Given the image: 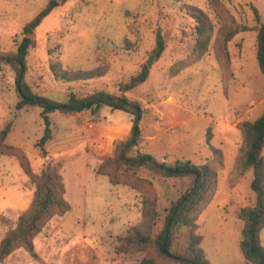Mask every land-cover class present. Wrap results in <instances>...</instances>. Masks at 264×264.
<instances>
[{
    "label": "rangeland",
    "instance_id": "374dc122",
    "mask_svg": "<svg viewBox=\"0 0 264 264\" xmlns=\"http://www.w3.org/2000/svg\"><path fill=\"white\" fill-rule=\"evenodd\" d=\"M49 0H0V52L18 48L24 27L46 7ZM242 24L254 29L239 33L230 42L232 74L223 76L214 44L205 55L179 68L195 46V21L187 4L206 10L215 21L209 0H69L52 11L35 30L37 45L28 56L27 81L49 98L65 101L73 89L106 90L121 94L122 85L138 74L152 58L146 82L128 91L146 113L140 121L144 136L141 151L158 160L177 159L202 164L220 160L208 143L222 150L214 199L198 220L204 235L202 246L212 264H248L240 248L243 221L238 212L254 205L253 169L239 175L236 156L242 144L239 123L256 119L264 111V74L257 59L259 22H264V0H224ZM165 50L156 57L158 32ZM60 59L68 69L102 66L100 78L63 82L51 70ZM16 73L0 60V130L12 129L7 142L23 147L40 173L49 164L61 167L71 209L56 217L36 238V252L19 249L0 264H137L142 254H122L118 247L130 226L141 221L142 195L99 174V164L115 151L119 140L129 136L134 116L103 106L97 113H50L53 136L42 152L38 141L46 124L42 107H17ZM49 156V157H48ZM153 180L160 197L159 228L171 202L190 186L185 177H162L143 171ZM35 193L14 156L0 155V213L16 221L30 206ZM8 216V217H7ZM0 221V240L13 226ZM186 230L175 244L181 250ZM264 246V228L260 232ZM86 242L87 245H84ZM184 264V263H178Z\"/></svg>",
    "mask_w": 264,
    "mask_h": 264
},
{
    "label": "trees",
    "instance_id": "16d2710c",
    "mask_svg": "<svg viewBox=\"0 0 264 264\" xmlns=\"http://www.w3.org/2000/svg\"><path fill=\"white\" fill-rule=\"evenodd\" d=\"M69 0H49L46 7L28 22L25 35L14 52L1 53L0 60L8 63L16 73L17 107L22 109L28 105L42 107V117L46 128L38 141L42 152L47 154V142L53 136L50 113H79L91 109L97 113L103 106L120 109L134 116L131 133L125 139L117 142L114 154L104 159L98 166V173L106 175L113 184L126 185L142 195L141 221L130 226L121 240L118 252L122 254H142L137 264H212L207 258L202 246L204 235L198 232V220L214 199L218 185V165H223L222 150L208 143L213 153L219 156L216 163L207 161L202 164L191 160L177 159L173 163L158 160L151 152L141 151L145 139L140 126L146 113L139 100L131 99L127 92L135 89L150 76L147 64L121 87L122 93L115 94L106 90L87 91L73 89L67 93L65 101L49 98L36 92L27 81L28 56L31 49L37 45L35 30L54 9ZM187 12L195 21V46L188 59L179 63V68L200 60L209 50L212 43L223 76L226 80L232 74V56L230 42L241 32L254 29L239 22L225 4L224 0H209L210 8L215 12L217 21L196 4H187ZM259 25L255 28L257 36V59L264 74V22L260 13L255 10ZM165 50L162 33L158 32L157 46L154 50L160 57ZM51 70L55 78L63 82H77L100 78L106 75L107 69L99 66L92 69H68L60 59L51 61ZM242 134V144L236 156L235 169L239 175H244L253 169L254 178L251 183L255 192L254 205L243 206L238 216L243 221L240 248L248 264H264V246L260 232L264 228V111L256 119H244L239 125ZM12 129L8 124L0 130V155L14 156L18 159L23 171L35 186V193L28 209L19 215L16 221L6 218L0 213V221L14 225L5 230L0 242V263L19 249L30 253L36 252L35 239L50 222L65 215L71 204L66 197L67 189L61 165L49 164L38 173L31 162L27 151L16 144L7 142ZM158 174L162 177H189V188L176 200L171 202L159 228L160 197L153 180L142 175L143 171ZM186 230L185 242L181 250H176L177 236L181 230Z\"/></svg>",
    "mask_w": 264,
    "mask_h": 264
},
{
    "label": "crops",
    "instance_id": "0c3cea01",
    "mask_svg": "<svg viewBox=\"0 0 264 264\" xmlns=\"http://www.w3.org/2000/svg\"><path fill=\"white\" fill-rule=\"evenodd\" d=\"M79 113H81V112H79ZM1 214H2V213H1ZM3 215H4V214H3ZM7 217H8V216H7ZM49 226H50V225H49ZM49 226H48V227H49ZM48 227H46L45 230H46ZM45 230H44V231H45ZM44 231H43V232H44ZM43 232H42V233H43ZM42 233H41V234H42ZM4 234H5V232H4ZM41 234H40V235H41ZM40 235H38V236H40ZM3 236H4V235H3ZM3 236H2V237H3ZM2 237H1V239H2ZM36 238H37V237H36ZM35 240H36V239H35ZM0 242H1V240H0ZM35 243H36V242H35ZM84 245H87L86 242H85ZM12 255H13V254H12Z\"/></svg>",
    "mask_w": 264,
    "mask_h": 264
},
{
    "label": "water",
    "instance_id": "95a60500",
    "mask_svg": "<svg viewBox=\"0 0 264 264\" xmlns=\"http://www.w3.org/2000/svg\"><path fill=\"white\" fill-rule=\"evenodd\" d=\"M148 65L151 67L152 66V58L148 60ZM49 157V156H48Z\"/></svg>",
    "mask_w": 264,
    "mask_h": 264
}]
</instances>
